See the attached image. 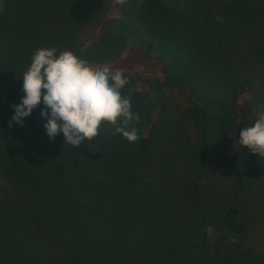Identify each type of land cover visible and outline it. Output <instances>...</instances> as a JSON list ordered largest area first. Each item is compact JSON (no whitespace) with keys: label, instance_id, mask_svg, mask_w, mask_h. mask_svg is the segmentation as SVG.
Here are the masks:
<instances>
[{"label":"trees","instance_id":"1","mask_svg":"<svg viewBox=\"0 0 264 264\" xmlns=\"http://www.w3.org/2000/svg\"><path fill=\"white\" fill-rule=\"evenodd\" d=\"M51 47L123 72L137 141L50 140L43 104L9 127ZM174 87L194 140L164 127ZM261 115L264 0H0V264H264V158L238 142Z\"/></svg>","mask_w":264,"mask_h":264},{"label":"clouds","instance_id":"2","mask_svg":"<svg viewBox=\"0 0 264 264\" xmlns=\"http://www.w3.org/2000/svg\"><path fill=\"white\" fill-rule=\"evenodd\" d=\"M127 0H116L125 4ZM19 104L9 121L23 126V118L40 109L43 127L50 140L62 133L64 144L78 148L85 141L92 142L100 135L102 124L114 129L129 143L139 139L131 122H139L138 113L132 112L131 98L121 90L128 83L120 70L108 66L93 67L70 50L40 48L31 57L29 67L23 71ZM239 144L257 158H264V115L251 126L239 130ZM209 231L211 229L209 228Z\"/></svg>","mask_w":264,"mask_h":264},{"label":"rangeland","instance_id":"3","mask_svg":"<svg viewBox=\"0 0 264 264\" xmlns=\"http://www.w3.org/2000/svg\"><path fill=\"white\" fill-rule=\"evenodd\" d=\"M94 29L92 27H88L86 31V37L91 38ZM114 63L110 64L112 66ZM162 97L167 106V115L166 122L164 127L167 131L171 132V129H176V123H178L179 128L184 130L185 132H181L180 138L183 137H191V139L196 138V129L194 115L191 111L188 110L189 103L185 94L181 91L180 87H174L170 89H165L163 91ZM260 114V111L257 112V115ZM189 169L190 166L188 165ZM188 174L185 176L187 177ZM191 172V170H190Z\"/></svg>","mask_w":264,"mask_h":264}]
</instances>
